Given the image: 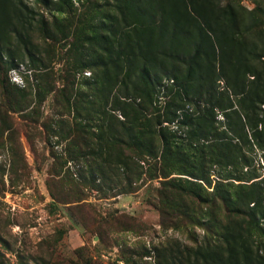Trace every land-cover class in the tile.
<instances>
[{
    "label": "trees",
    "instance_id": "obj_1",
    "mask_svg": "<svg viewBox=\"0 0 264 264\" xmlns=\"http://www.w3.org/2000/svg\"><path fill=\"white\" fill-rule=\"evenodd\" d=\"M34 1L50 13L69 15L75 1L83 6L98 3ZM113 1L117 15L109 22L95 21L88 30L92 34L83 38L89 48L102 49V53L95 49L87 54L81 65L91 75L86 79L87 95L82 97L92 98L89 111L92 115L98 107L101 116H75L81 120V129L89 128L94 117L97 124L88 137L69 140L71 159L87 158L91 179L97 174L104 188L113 181L121 192L134 189L132 183L142 174L140 161L147 162L148 176L164 178L160 194L169 214L193 220L190 206L181 201L187 196L199 205L220 204L228 215L225 223L213 214L203 222L206 229L219 230L215 235L224 248L212 252L210 240L204 241L207 246L195 252L194 264H264V189L260 180H254L253 171L245 170L251 161L246 150L257 148L264 155V70L246 66V51L234 36L238 26L220 9L215 13L208 0ZM84 18L80 16L77 24L84 25ZM32 23L40 27L44 38L52 37L43 12L24 0H0V65L6 72L19 65L15 52L5 47L10 33L29 60L41 61L33 40L23 31ZM76 26L70 24L69 33L75 34ZM162 87L173 96V111L171 105L165 116H149L141 103L143 109L133 106L137 98L151 104ZM176 101L193 108L183 105V116H169L182 109ZM5 103L11 113L20 110L14 95ZM77 104L76 99L75 109ZM173 122L174 130L169 127ZM214 168L220 180L207 191ZM172 173L192 179H166Z\"/></svg>",
    "mask_w": 264,
    "mask_h": 264
},
{
    "label": "rangeland",
    "instance_id": "obj_2",
    "mask_svg": "<svg viewBox=\"0 0 264 264\" xmlns=\"http://www.w3.org/2000/svg\"><path fill=\"white\" fill-rule=\"evenodd\" d=\"M97 1L94 6L75 1L76 9L69 15L65 11L50 13L34 0H24L43 12L53 32L51 38H44L34 23L24 26L39 62L33 63L23 54L11 33L5 38V47L15 52L19 65L8 72L0 65V264H194L195 252L207 246L204 241L210 240L212 252L224 248L215 235L219 230H208L203 223L212 214L227 222L222 205H199L182 196L194 219L174 217L162 202L164 178L148 176L147 162L140 161L142 174L132 183L134 189L121 192L113 181L104 188L97 174L93 181L87 158L71 159L67 152L70 139L88 137L96 130L95 117L89 128L81 129V120L75 116H101L98 107L91 115L88 102L92 98L82 97L87 95L86 79L91 75L81 65L87 54H94L95 49L102 53V49L89 48L83 38L92 34L88 30L95 21L109 22L117 12L115 1ZM208 1L215 13L220 9L238 26L234 36L246 51V66L263 71L264 0ZM82 15L84 25L77 24ZM72 23L77 25L75 34L68 31ZM7 77L8 95L4 92ZM168 92L162 87L151 104L137 98L133 106L144 108L149 116H165L174 104ZM12 95L20 102V110L11 113L5 100ZM179 103L182 109L169 116H183L184 103L176 101ZM184 107L193 108L187 102ZM221 116L217 111V118ZM169 127L174 130L176 123ZM246 151L251 161L245 170L251 169L264 189V155L257 148ZM218 172L214 168L211 185H205L207 191L220 180ZM171 177L192 179L177 173L166 179Z\"/></svg>",
    "mask_w": 264,
    "mask_h": 264
},
{
    "label": "clouds",
    "instance_id": "obj_3",
    "mask_svg": "<svg viewBox=\"0 0 264 264\" xmlns=\"http://www.w3.org/2000/svg\"><path fill=\"white\" fill-rule=\"evenodd\" d=\"M16 79H17V80H19V78H18V77H17Z\"/></svg>",
    "mask_w": 264,
    "mask_h": 264
}]
</instances>
